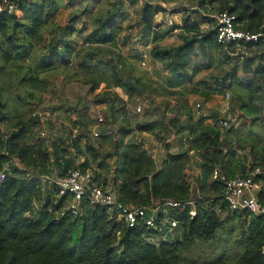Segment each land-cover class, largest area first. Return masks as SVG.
I'll use <instances>...</instances> for the list:
<instances>
[{"label":"trees","instance_id":"trees-1","mask_svg":"<svg viewBox=\"0 0 264 264\" xmlns=\"http://www.w3.org/2000/svg\"><path fill=\"white\" fill-rule=\"evenodd\" d=\"M12 1L13 12L5 7L0 10V75L10 71L19 103L33 106L41 101L38 88L47 82L48 71L38 72L27 62L38 48L43 57L53 53L63 66L59 72L65 76L70 65L77 64L84 74L82 84L88 86L91 95L101 83L105 84V90L92 96L94 101H89L84 93L74 101L52 103L47 109H40L73 114L71 126H60L55 131L47 121H41L37 111L32 114L34 120L18 119L7 133L0 127V168H7L6 179L0 184V264H188L184 260L196 239H215L224 224L236 218L241 227L235 239L238 247L235 256L230 260L217 258L210 264H264L261 252L264 216L247 217L236 212L221 215L217 211V208L227 210L222 200L225 181L246 171L230 151L232 138L228 139V133L221 131L217 119L214 124L205 123L203 113L197 114L194 108L197 121L189 111L183 117L178 116V109L169 100L156 101L147 96L145 111L149 115L134 121L133 128L128 127L127 102L110 88H121L128 100L139 101L144 82L124 66L123 54L113 45L124 29L121 22L126 20L127 12L123 0H114L105 15L93 13L95 0ZM76 1H84L94 28L91 37L80 45L72 37L75 30L72 23L56 22L59 9ZM175 1L179 0L141 2L133 26L141 39L150 36L154 40L150 56L166 63L164 69L175 86L191 83L207 68L203 60L213 49H225L241 62L247 50L258 48L257 54L243 65L248 73L251 59H259L250 78L243 81L234 71L226 73L221 83L209 87V92H220L222 86L231 88L236 84L246 96L234 92L235 104L244 114L253 115L252 120L264 122V41L246 43L244 50H239L235 43L221 44L216 39L213 17L223 11L234 13L237 29L264 34V0H190L196 6L185 9L188 13L182 15L180 23L168 25V30H181V42L162 46L157 41L163 31L153 29L157 24L155 14L166 12L163 4ZM178 8L173 7L172 13H179ZM46 32L50 35L48 39ZM124 38L130 39L131 34ZM229 75L231 81L226 85ZM24 84H28L26 90L21 89ZM3 91L0 82V125L8 120V99ZM91 102L107 103L102 111L106 121L97 127L99 116L93 115ZM41 128L48 129V133L42 130V137H37L35 132ZM94 128L96 136L92 135ZM142 133L152 138L138 140ZM158 146L164 154L155 159L151 151ZM174 146H178L177 151H172ZM194 158L199 171L187 175L186 169ZM257 164L264 166L262 160ZM71 169L91 170L97 182L112 183L118 200L124 204L147 205L167 199L194 200V204L172 214L178 221L180 234L174 239L150 242L146 236L151 231L144 225L129 227L117 221L107 206L91 204L86 197L78 214L65 211L60 215L69 197L58 196L55 183L46 177L65 176ZM257 197L264 203V191Z\"/></svg>","mask_w":264,"mask_h":264},{"label":"rangeland","instance_id":"rangeland-1","mask_svg":"<svg viewBox=\"0 0 264 264\" xmlns=\"http://www.w3.org/2000/svg\"><path fill=\"white\" fill-rule=\"evenodd\" d=\"M8 1L13 2L12 0H8ZM113 1L114 0H95L92 6V11L94 10L93 13H101L102 15H105L109 10H111V6H112L111 4ZM123 2H124L123 8L127 12L126 20H123L121 22V25L124 26V29L119 33L113 45L115 46L116 51L118 50L121 54H123L125 58L124 66L127 67V69H132L133 74L140 76L144 82V87H143L144 92L142 96L138 97L139 101L128 100L127 95L123 92L121 88L118 87L110 88V90L115 92L117 95L122 97L127 102L128 108L134 109L137 105L141 106L140 113H131L130 115H128L130 117L128 118L129 120L128 127L133 128L134 121L141 120L145 118L147 115H149V111H145L147 96L154 98V100L156 101H160L161 99L169 100L172 106L179 104L178 116L183 117L186 114V112L189 111L192 114L194 121H197L199 117L194 116L193 114V108H195V104L197 103L196 99H199L200 102L203 99L202 102L204 104L206 103V101L209 103H213L214 105L217 104L218 109H220L221 107L220 104L223 105L222 97L224 95L223 93L224 91L225 92H227V90L230 91L231 93L230 102L232 100V96L234 92L242 93L241 88H239L236 84H233L231 88L222 86V91L210 93L209 86L207 87V85L204 84L206 80L196 83H193L192 81L191 83L179 84L173 86V80L171 76L164 73L165 70L164 68L166 67V63L164 61L160 63H156V59L150 56V52H149L150 49L146 48L147 44L149 43L151 47L152 44L154 43V40H152L150 36L141 39L139 34L136 32V27L133 26L134 25L133 21L138 17L139 7L141 5L142 0H123ZM90 4L91 3H88V6H90ZM176 5L177 7H179L178 8L179 13H172V8L175 7ZM193 6H196V3L195 1H190V0L166 2L164 3L163 7L167 10L166 12H162V14L165 15L167 13V15L169 14L172 17L174 23H180V19L182 15H184V13L185 14L188 13L186 12L185 9L187 7L189 8ZM89 15L90 14L87 13V11L84 8V1H80V3L76 1L70 5H66L61 9H59V11L56 14V22L63 25L67 23H72L75 29L73 33H75L76 37L80 35L78 42L80 45V43L85 38L91 37V34L93 33L94 30V28L92 30V25L89 21ZM96 24L99 23L96 22ZM128 26H131V30L128 29ZM169 26L164 25L161 28V30H159V31H163L164 33V35L157 41V43L162 46L177 45L181 42V38H180L181 30L180 29L168 30ZM129 33L131 34V38L126 40L124 37L126 34ZM49 36H50L49 33L46 32L45 38L48 39ZM38 49L34 52V54L30 58L27 59V62H29L38 72L48 71L46 73L47 82L44 83V86L39 85L40 87L38 88V89L41 88V90L39 91L41 101L39 103L35 102L36 104H34L33 106L29 104H22L21 102L19 103V101L15 97L17 91L15 90L14 79L10 71H6L5 73H2V75H0V82L2 83L4 88L3 91L4 96L8 99V106H7L8 120L1 123L0 125L1 131L3 133L9 132L10 129L12 128V125L18 119H23L26 121L34 120L32 119V114L34 112L40 111V109L46 108L48 104L50 105L52 103H56L61 105L62 101H66V100L74 101L78 95L84 93H87L86 96L89 101L91 100L94 101V99H92V96L97 95L98 93L105 90V84L101 83L100 87L94 92L93 95H91L90 93H88V86L82 84L84 74L81 70H78L77 64L70 65V68L68 69L65 76L64 72H59L60 70H62L63 66H61L60 62L56 60L53 53L50 52L46 57H43L42 56L43 52H41ZM257 51L258 48H250L249 50H247L245 54V58L241 62L231 58H227V56L228 57H233V56H230L225 49L221 48L218 50L213 49L209 51L208 55L203 60L205 65H208V67L202 70L203 71L205 70V73H207V75H205V78L214 79L211 77V75L217 76L215 83H212L211 80H208V83L211 85V88L216 87L218 83H221L223 81L222 77H224V75L226 76V73H231L234 71L240 79L243 78L245 75L243 69L244 62L248 58L256 55ZM48 52L44 51V53H48ZM144 52L147 55L145 59L142 58ZM220 57H222V59H220ZM142 59L144 61H142ZM150 61H152L154 65H152ZM255 61L256 59L255 60L251 59V64L254 65ZM89 62H91V60H89L87 63ZM142 62H144V64H142ZM194 63L197 62L194 60ZM70 71L72 72L70 73ZM227 80L228 79L225 80L226 85L229 83L230 79L228 81ZM27 86L28 84H24L21 87V89L26 90L28 88ZM166 86L169 88H166ZM212 95H216V96L212 97ZM177 101L179 102L178 104ZM189 102L192 104V107H190ZM230 102H229L228 111L231 113L232 116H234V114L237 113L236 110L237 109L240 110V109L238 105L235 104L231 105ZM91 107H92L91 110L93 112V115L97 114L106 121L104 115L102 114V111L106 110L107 108L106 102H100L97 104H93L91 102ZM206 109L207 108L205 105V112ZM42 111H44L45 116L41 121L44 123L47 121L50 125L53 126L55 131L60 126L64 128L65 126L72 125V118H74V116L73 114L69 115L67 112H65V110H60V111L51 110L50 112L49 109V111L47 110H42ZM217 114H218L217 116L219 117L222 115V112L217 111ZM214 121L215 119L212 120L213 124ZM248 123L249 121L245 123L246 129H250L251 124ZM95 127H97V124L95 125ZM42 130L43 129L41 128V130L35 132V134H37V137L38 136L42 137L41 135ZM43 131L45 132V134L48 133V129H44ZM221 131L234 133L232 131L230 132L229 129H221ZM143 134L144 133H142L141 135ZM146 136H148V134H146ZM146 136H141V137H146ZM232 141H234L233 138ZM177 148L178 146L172 147V151H177ZM151 152L153 153L155 159H159L161 155L164 154L162 148H160L159 146L157 148H153ZM233 153L234 155L237 154L236 148ZM108 160L110 159H106L105 161ZM195 161H196L195 158L190 160V165L186 169L187 175H195L198 173L199 169L196 166ZM240 227H241L240 221L236 218L226 222L223 228L219 231L215 239L211 241H203L196 239L193 242L190 251L187 253L184 261L188 264H210L212 260L217 258H223L228 260L232 259L235 256V250L238 249V247L236 246L237 244L235 242V239L240 234Z\"/></svg>","mask_w":264,"mask_h":264},{"label":"built area","instance_id":"built-area-1","mask_svg":"<svg viewBox=\"0 0 264 264\" xmlns=\"http://www.w3.org/2000/svg\"><path fill=\"white\" fill-rule=\"evenodd\" d=\"M164 5V4H163ZM6 8L9 12L15 9V3L8 0H0V10ZM217 34L216 39L221 44L235 43L239 50L245 49L246 43H256L260 40L264 41V34L261 32H250L235 27L237 15L226 11L218 12L214 16ZM157 24L153 26L154 30H160L164 25H170L173 22L172 17L167 13L162 12L155 14ZM150 45L147 44L146 48ZM147 57L144 52L142 58ZM242 57V56H241ZM142 59V61H144ZM144 64V62H142ZM168 74L167 70H164ZM230 93L227 91L222 97L224 110L226 114L216 120L217 125L221 129L235 130L234 118L228 112V102ZM197 114L204 112L202 105L197 102L195 104ZM141 106L137 105L134 109L127 107V114L140 113ZM38 114L44 118V111H39ZM104 119L99 116L97 126ZM98 132L94 128L93 135ZM142 136V135H141ZM138 137V140L141 139ZM152 157H154L152 153ZM155 158V157H154ZM7 168H0V184L6 179ZM217 170H214L213 176L216 177ZM48 181L55 183L58 196L67 195L69 200L63 205L59 211L63 215L65 211H70L72 214H78L82 199L86 197L91 204H99L107 206L112 212L113 217L117 221H123L129 227H135L142 224L148 229L149 234L146 239L150 242L158 243L162 240L174 239L179 233L178 221L172 216L173 212L183 210L185 206L193 205L194 200L178 202L171 199L162 201H153L147 205L124 204L118 200L117 191L112 183L102 184L94 180V174L91 170L81 171L80 169H71L65 176H55L49 178ZM264 191V166L255 165L246 168L244 173L238 172L233 178L225 181L222 200L226 205L227 210L223 211L217 208L221 215H226L227 212L243 213L250 216H264V203L258 200L257 194ZM192 215L195 211L192 209ZM264 254V246L261 248Z\"/></svg>","mask_w":264,"mask_h":264},{"label":"crops","instance_id":"crops-1","mask_svg":"<svg viewBox=\"0 0 264 264\" xmlns=\"http://www.w3.org/2000/svg\"><path fill=\"white\" fill-rule=\"evenodd\" d=\"M79 36L76 37L75 33H73L72 37L75 40L79 41V38H80ZM150 48H148V49H150ZM227 58H231V57L227 56ZM220 59H222V57H220ZM231 59H234V57L231 58ZM150 62H151L152 65H154V63L152 61H150ZM160 62H162V61L156 60V63H160ZM258 62H259V59L258 60L256 59L255 64L254 65L252 64L253 68L251 66V68H250L251 70L248 71V73L245 72V75L243 77L245 80L248 77L250 78L252 76L253 71H255L257 69ZM205 75H207V73H205V70L204 71L201 70V72H199V74H197L193 78V80H192L193 83L201 82L203 80L204 81L206 80V82H204V84H206L207 86L211 87V85L208 83V80H211L212 83H215L216 80L205 78ZM243 78H241L240 80L245 81ZM227 79L228 80L230 79L229 80V83H230L231 76L229 75ZM166 88H169V87L166 86ZM176 88H178V87H176ZM241 95L242 96H246V92L242 90ZM215 96L216 95H212V97H215ZM209 99H208V101H209ZM196 100H197L196 102H200L199 99H196ZM202 101H203V99H202ZM202 101L200 103H201V105H202V107L204 109V112H203L204 114H202V115H204V118H205L204 122L205 123L212 124V120L213 119H218V118H220V117H222V116H224L226 114V112L224 110V106L222 104H220L221 107H220V109H218V105L217 104L214 105L213 103H209L207 101H206L207 104L206 103L204 104ZM229 102H230V100H229ZM229 102H228V105H227L228 108H229ZM178 103L179 102L177 101V104ZM235 103L236 102L232 98L230 104L234 105ZM189 105H190V107H192V104L190 102H189ZM205 105H206V108H207L206 112H205ZM174 107H176L178 109V111H179V104L178 105H174ZM217 111L222 112V115L218 117L217 116L218 115ZM236 112L237 113L234 114V116H233V118H234L233 122L237 126L236 130L234 131L235 133H229V132H226V131H223V132L228 133V135H229L228 139H230V138L235 139L234 141H232L230 143L231 147H229V149H230L231 152H234L235 148L237 149V154H235V157L241 162V164H243L245 166L244 168L246 169L249 166H253V164L254 165H259V164H257L258 161L262 160V162H264V122H262V120H252V116L253 115H246L241 110L237 109ZM229 114L231 115L230 112H229ZM247 121H249L248 124H251L250 129H246L245 123ZM142 136H146V134H143ZM146 137L149 138V139L152 138V136H150V135H148ZM230 140H232V139H230Z\"/></svg>","mask_w":264,"mask_h":264}]
</instances>
